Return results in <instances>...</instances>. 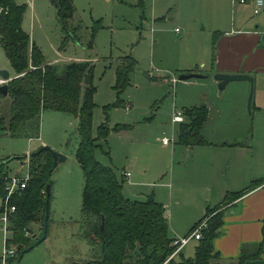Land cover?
I'll return each instance as SVG.
<instances>
[{
  "label": "rangeland",
  "instance_id": "374dc122",
  "mask_svg": "<svg viewBox=\"0 0 264 264\" xmlns=\"http://www.w3.org/2000/svg\"><path fill=\"white\" fill-rule=\"evenodd\" d=\"M13 1L24 6L21 29L57 71L73 61L87 60L92 64L94 92L89 127L94 139L92 155L99 164L113 171L121 195L138 201L150 195L164 205L172 224L181 223L178 213L187 207H183L186 205L183 195L189 188L175 179L170 181H174L171 191L165 185L171 169H176L183 160L184 151V144L177 141L180 123L171 121L172 113L180 111L187 122L184 109L203 106L202 100L231 99L239 84L248 86V83L233 81L222 91L213 89L211 94L203 80L185 83L176 79L179 74L176 67L182 62L178 56L185 46L191 44L196 48L197 43L214 38L232 19H247L262 29L264 8L252 15L251 0H245L244 4H234L232 0H72L73 12L68 24L69 28L77 27V41L63 42L60 23L49 0ZM178 10L183 24L177 20ZM175 27L178 32L174 31ZM181 37L185 41L179 43ZM123 56L134 61L133 70L128 75V85L116 94L115 65ZM196 67L206 69L199 64ZM0 70H6L10 77L13 73L1 47ZM170 77L175 78L174 89V84L166 81ZM245 103V112L249 114ZM8 104V99L2 101L1 114L6 115ZM99 125L108 130L103 139H97ZM76 126L74 114L44 110L39 116L38 138L28 141L22 134H0V163L9 158L1 168L6 174L4 186L11 177L26 175L27 153L40 145L65 156L49 173L46 238L28 254L39 250L43 255H67V264L91 261L98 252L96 239L80 215L83 176L74 154L78 143ZM162 138L168 141L167 145L161 143ZM23 155L21 160L12 158ZM128 165L132 168L127 169ZM125 170L129 172L127 179L122 177ZM40 225L39 219L27 223L23 235L32 240L39 234ZM9 227L10 222L7 239L11 234ZM2 243L0 223V257ZM195 243L194 239L188 241L180 251L183 258H192ZM0 264L8 262L0 260Z\"/></svg>",
  "mask_w": 264,
  "mask_h": 264
},
{
  "label": "trees",
  "instance_id": "16d2710c",
  "mask_svg": "<svg viewBox=\"0 0 264 264\" xmlns=\"http://www.w3.org/2000/svg\"><path fill=\"white\" fill-rule=\"evenodd\" d=\"M53 3L63 42L68 39L77 41V27L69 28L68 24L73 12L72 0H53ZM23 11L24 6L16 4L13 0H0V47L13 72L6 82V97L0 94V106L4 99L9 101L6 117L0 113V134H22L27 138H37L39 116L44 110L76 116L78 143L74 154L83 176L80 215L81 219L87 222L88 231L98 244L97 257L88 262L209 264L210 259L217 258L211 240L217 235L221 224V208L244 191L253 188L262 178L251 181L240 191L226 192L220 204L205 207L203 217L207 216L206 225L200 230V237L196 240L191 259L183 258L180 250L168 258L175 246L172 244L173 238L168 236L163 206L150 195L142 201L124 198L113 171L93 158L94 139L89 133L93 107L91 97L94 92L92 64L87 60L73 61L57 71L52 64L45 62L38 47L21 29ZM133 64L134 61L130 57L123 56L115 65L113 88L116 94L128 85V75L133 70ZM119 102L120 100H117V104ZM183 111L188 121L179 124L177 141L184 145L206 143L199 133L206 116V108L190 107ZM107 133L108 130L103 125L97 127V139H103ZM28 155V179L23 188L14 190L6 199V204L13 206L14 210L8 217V229L11 234L4 245L13 248L14 255L5 262L20 258L22 248L33 240L23 235L26 224L41 220L45 209L48 214L49 173L52 169L50 153L41 150L36 155ZM2 163L4 162L0 163V212L5 196L6 176L1 170ZM260 252L261 243L255 244L252 249L241 246L237 264L257 258Z\"/></svg>",
  "mask_w": 264,
  "mask_h": 264
},
{
  "label": "crops",
  "instance_id": "0c3cea01",
  "mask_svg": "<svg viewBox=\"0 0 264 264\" xmlns=\"http://www.w3.org/2000/svg\"><path fill=\"white\" fill-rule=\"evenodd\" d=\"M232 2L235 4L233 0ZM176 15L178 22L183 24L184 19L179 10ZM174 31L178 32L177 27ZM184 41V37L178 39L179 43ZM198 44L200 45L197 46ZM197 45L196 48L191 44L183 48L178 56L182 58V62L176 68L179 74L196 72L202 77L178 81L189 83L187 81L192 79L203 80L212 94L216 88V81L212 78L214 72L245 73L252 75L254 89L249 114H246L244 108L248 89L244 83L239 84L231 99L201 101L200 104L206 108V116L199 133L206 143L184 145L183 160L176 165V169H171L165 183L169 191L174 184V181L170 183L172 179L189 188L183 195V202L186 203L183 207H187L180 209L178 213L181 223L172 224L164 205L160 203L163 205L168 236L176 238L186 235L190 227L203 217L205 207L220 204L226 192L240 191L251 181L262 178L253 188L244 191L221 208V224L217 235L211 240L213 252L218 257L210 259L209 264H237L241 246L252 249L257 243H261L258 257L245 260L242 264H264V27L261 29L257 24L252 25L247 19H232L214 38L208 42L203 40ZM198 64L206 69H197ZM166 81L172 86L174 84V89L175 78L170 77ZM185 122L186 120L182 121ZM31 139L27 138L28 141ZM131 168L132 165L127 166V169ZM125 172L128 173L127 176L123 175ZM128 176V170L122 172L124 179ZM29 251L8 264H21L19 260L24 255L27 256L22 264H67V255H43L39 250L28 254Z\"/></svg>",
  "mask_w": 264,
  "mask_h": 264
},
{
  "label": "water",
  "instance_id": "95a60500",
  "mask_svg": "<svg viewBox=\"0 0 264 264\" xmlns=\"http://www.w3.org/2000/svg\"><path fill=\"white\" fill-rule=\"evenodd\" d=\"M50 5H54L53 0H49ZM202 77L201 74L196 73V72H187V73H180L177 75L176 79L177 80H186L189 78H198ZM0 78L3 79L5 82L0 84V94L2 97H6V82L11 78L6 70H0ZM212 78L216 81V88L217 91H221L224 86L231 82V81H247L248 82V93L246 96V110L249 112L250 109V101H251V95H252V83H253V77L250 74H245V73H224V72H214L212 74ZM41 150H47L50 153L51 156V167L54 168L57 166L59 163L63 162L65 160V156L61 153L55 152L49 147L45 145L39 146L37 149L34 151L30 152V155H36L38 154ZM14 158L18 159L17 156H14ZM9 159V158H8ZM7 159V160H8ZM5 160V162L7 161ZM4 162V163H5ZM47 191V187H46ZM47 209L44 210L43 216L41 219V225H40V231L39 234L33 238V240L25 247L22 248L20 256L29 251L31 248L35 247L39 242H41L45 238V233H46V221H47ZM102 225V217H101V223H100V228ZM75 264H90L89 262H78Z\"/></svg>",
  "mask_w": 264,
  "mask_h": 264
},
{
  "label": "built area",
  "instance_id": "2783aa9c",
  "mask_svg": "<svg viewBox=\"0 0 264 264\" xmlns=\"http://www.w3.org/2000/svg\"><path fill=\"white\" fill-rule=\"evenodd\" d=\"M234 2L242 3L245 0H233ZM252 3V13L257 14L261 8L264 6V0H251ZM5 82L3 79L0 78V84ZM171 121L173 123H181L183 121L182 115L180 111H175L172 113ZM162 144H168V141L165 138L161 139ZM26 163V162H25ZM127 176L128 173L125 172L123 174ZM28 179L27 173V165H26V175L24 177H11L9 182L6 184L5 188V197L3 201V207L0 212V223L3 232V249L2 255L0 260L5 262L6 259L12 257L14 255V249L6 247L4 242L7 240V224L9 222V215L14 210L13 206H8L6 204L7 197L16 189H21L24 187L26 180ZM207 216L202 217L194 226L193 228L184 236L173 238L172 244L175 246L172 254L168 256L170 258L173 254L180 250V248L185 245L190 239L197 240L200 237V230H202L206 225Z\"/></svg>",
  "mask_w": 264,
  "mask_h": 264
}]
</instances>
